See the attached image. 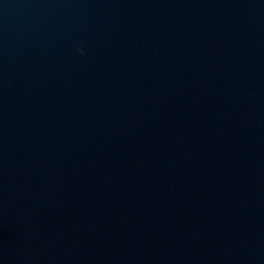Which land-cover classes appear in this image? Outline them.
Here are the masks:
<instances>
[{
    "label": "water",
    "instance_id": "95a60500",
    "mask_svg": "<svg viewBox=\"0 0 264 264\" xmlns=\"http://www.w3.org/2000/svg\"><path fill=\"white\" fill-rule=\"evenodd\" d=\"M0 264H264V0H0Z\"/></svg>",
    "mask_w": 264,
    "mask_h": 264
}]
</instances>
